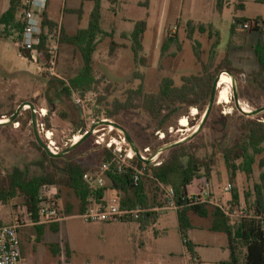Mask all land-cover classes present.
<instances>
[{
    "label": "rangeland",
    "instance_id": "obj_1",
    "mask_svg": "<svg viewBox=\"0 0 264 264\" xmlns=\"http://www.w3.org/2000/svg\"><path fill=\"white\" fill-rule=\"evenodd\" d=\"M9 2L0 0V15L8 10ZM49 2L51 16L59 23L65 22L70 28L68 32L74 34L76 28L73 25L77 23V16H64V10L66 7L80 8L83 0ZM146 2L103 1L102 27L107 33L114 32L113 41L120 47L111 53L112 39H102L94 54L95 85L85 97L76 91L71 96L59 95L49 85L52 78L69 84L70 80L81 74L84 61L78 49L68 44L60 45L58 77H51L47 74L45 59L33 62L19 54L15 44L16 35L0 39V119L8 122L9 115L22 104H33L39 134L48 146L55 144L52 149L58 154L73 146L76 136L82 138L84 133L95 128L88 143L76 155L77 160L86 167L93 164L99 151L109 143H113V150L122 147L124 153L138 150L143 154L149 148L150 154L145 156L150 161L157 157V162H161L173 145L186 140L184 142L187 144L198 146V155L213 165L211 181L204 179L195 182L189 187L190 193L200 195L202 187H206L211 202L229 211L232 190L237 188L242 198L241 206L232 215L233 221L237 222L247 210L245 195L253 192L264 173L260 167V163L264 162L262 154L257 157L251 178L245 173H238L236 182L231 183L223 155L224 150L235 147L240 141V127L244 120L264 122V112L249 114L264 108V75H258L259 66L254 50L259 41L264 42V32L248 31L237 20L244 17L264 19V5L255 0H226V7L220 12L217 0H150L149 6L145 7ZM92 9V2L85 3V18L81 28L87 27ZM123 18L126 20L121 23L120 19ZM142 20L148 22V30L144 51L136 60L131 49L132 41L123 38L122 34L132 32L134 24ZM189 22L213 25L220 32L221 45L213 56L217 64L226 57L230 59L233 73H223L233 80L229 85L230 96L226 89L219 92L216 105L200 131L199 126L206 111L201 112L195 107L183 109L165 124H161V119L151 118L142 109L126 110L111 117L110 113L116 110V102L125 104L133 97L132 91L143 88L148 94H156L165 78H171L177 86H181L183 77L201 73L202 68L194 52L195 42L201 43L203 60L208 62L217 38L210 39L208 34L202 35L196 31L189 39ZM175 35L179 38L181 50L178 51L172 45L164 51L166 39ZM234 90L240 107H246L250 112L238 109ZM30 111V106H26L17 119L27 122L26 126L21 123L0 125L2 176L15 172L22 177H32L40 175L49 167L44 164L42 152L35 146L37 140L28 113ZM42 111L46 114L43 115ZM168 114L169 111H166L163 116ZM104 121L118 124L124 131L102 123ZM47 132L52 134H49L51 139L48 137L51 142L46 137ZM115 141L117 143L114 144ZM109 185L106 179L104 186ZM228 186L233 188L230 192L226 191ZM58 194L60 216L63 219L58 223L59 231L53 230L54 224H46L41 237L32 226L21 232L26 264H218L229 259L227 236L211 232L207 219L193 216L195 228L189 234V238L198 245L200 263L199 258L191 261L183 245L174 209L161 211L157 222L146 230L141 229L138 221L90 224L80 219V215H66L67 203L76 208L78 206V200L68 189L60 191L51 187L45 191L48 197ZM105 201L107 205L117 204V193L108 190ZM21 204L22 200L17 199L8 207L0 209L5 223L12 222L13 214Z\"/></svg>",
    "mask_w": 264,
    "mask_h": 264
},
{
    "label": "trees",
    "instance_id": "obj_2",
    "mask_svg": "<svg viewBox=\"0 0 264 264\" xmlns=\"http://www.w3.org/2000/svg\"><path fill=\"white\" fill-rule=\"evenodd\" d=\"M85 2H92L93 4L89 25L86 29H80L73 35L67 34L62 27L51 20L47 11L43 14L42 45L38 48L40 55L48 60L47 46L50 43V36L60 30V45L68 44L78 49L84 61L81 74L70 80L69 84L56 78L49 81L50 88L56 89L59 95L67 94L71 96L76 91L80 92L82 97H85L87 93L93 90L95 85L94 54L102 39L105 37L112 39L111 53H114L120 47L113 41L114 32L107 33L102 28L103 0H83L82 6L71 12L77 13L81 18ZM149 2L150 0H147L144 6L148 7ZM255 2L264 5V0H255ZM217 7L220 12H223L226 7V0H217ZM23 10V0H10L8 10L0 15V28L3 29L0 31V39H9L16 35L15 44L19 54L30 58L32 50L24 48L22 44V34L26 26ZM237 23L242 26L248 23L250 25L248 31L260 34L264 32V19L261 17H244L238 19ZM187 27L189 28V39H192L196 31L202 35L208 34L210 39L217 38L212 46V57L209 58L208 62L203 60L201 43L195 42L194 52L202 68L201 73L183 77L181 86H177L173 79L165 78L162 80L160 89L156 94H148L143 88L132 91L133 97L125 104L116 102V110L110 113L111 117L126 110L142 109L151 118L161 119V124H165L173 115L183 109L189 110L191 107H195L201 112L207 111L206 108L209 106L217 77L223 72L233 73L232 64L228 57L219 64L215 62L213 53L221 45V36L213 25H195L193 22H189ZM147 30L148 22L142 20L135 24L133 32L122 34L123 38L132 41L131 49L136 60L144 51ZM172 45H175L178 51L181 50L177 35L166 39L163 50H167ZM254 50L259 66L258 75L262 76L264 75V42L259 41ZM219 89L218 95L222 89H226L228 96H230L229 86L224 85ZM166 111H169V114L163 116ZM28 113L32 121V112ZM14 114L15 112L11 113L9 118ZM42 114L45 115L43 111ZM17 123H21L23 126L27 125V122L24 123L20 120H17L15 124ZM240 131L241 139L238 144L223 151L231 183L236 182L238 173H245L248 178H251L254 175L257 157L264 154V122L254 119L244 120ZM88 141V139L83 141L69 154L62 157L48 155L38 143H35L37 149L42 152L44 164L49 165L43 173L32 177H22L15 172L5 176L0 174V209L8 207L10 203L17 199L22 200L21 206L13 214L11 223L28 224L38 222L40 218V196L46 189L51 187L58 188L60 191L68 189L78 200L77 208L75 205L67 203V216L81 215L93 203L107 206L106 193L108 190H113L117 193L118 203L123 209L143 210L140 219H128L123 222L138 221L141 223V229L146 230L157 222L159 213L169 207L167 190L172 189L174 191L173 201L177 207L179 231L191 261L198 258L196 245L189 238L190 232L195 228L193 216H198L210 221L209 230L211 232L224 234L228 238L230 256L228 260L222 261L220 264H264V173L261 174V181L255 185L253 192L245 195L246 212L237 222H234L232 215L242 204V198L237 188H232L229 211L209 202H203L202 196H192L188 192V188L195 181L205 179L210 182L213 175V165L211 166L207 159L198 155L200 149L198 146L186 142L173 145L169 149L167 157L161 161L159 166L152 163L148 164L135 154L132 161L133 168L144 172L136 181V170L124 168L120 171L119 167L113 162V151L107 147L99 151L98 158H95L91 166L86 167L81 164L76 155ZM115 143L117 142L115 141ZM104 163L111 164L105 176L110 185L96 188L90 185L84 179V176L87 173L98 171ZM260 167L264 169V162L260 163ZM59 197V194L56 195L60 207ZM2 224L7 223L4 222V217L0 214V225ZM32 227L37 229L39 237L43 235L46 228L45 225ZM53 230L55 232L59 231L58 223L54 224Z\"/></svg>",
    "mask_w": 264,
    "mask_h": 264
},
{
    "label": "built area",
    "instance_id": "obj_3",
    "mask_svg": "<svg viewBox=\"0 0 264 264\" xmlns=\"http://www.w3.org/2000/svg\"><path fill=\"white\" fill-rule=\"evenodd\" d=\"M49 5V0H23V14L25 21V29L22 34V44L23 47L29 50H32V55L30 58H25L33 62H38L39 60L45 59L44 56H41L38 52V48L42 45V19L43 14L47 11ZM245 29H250V25L247 23L243 25ZM49 58L47 62V74L51 77H58L57 65L59 62L60 54V31L56 34L50 36V43L47 46ZM42 130H44V126ZM52 135L50 132H47V139L51 142ZM50 139H49V138ZM100 144V142H98ZM108 149L113 151L114 159L113 162L119 167V170L122 171L124 168H133L132 161L134 159L135 153L133 150L124 153L123 148H117L113 150V143L106 145ZM52 150V146H48ZM54 155L58 152H52ZM150 154V149L147 148L144 150V153H141V159L148 163L150 160L147 156ZM151 163L155 166L161 165V162H157V157L152 158ZM110 163H104L98 171L87 173L84 176V179L92 186L96 188H102L104 186V181L106 180V172L110 169ZM135 169V168H133ZM136 181L139 180V176L144 172L142 170H137ZM50 189V188H48ZM46 189V190H48ZM45 190V191H46ZM232 186H228L226 191L230 192ZM45 191L40 196V211H39V221L31 222L28 224H23L20 222L7 223L0 225V264H26V259L22 247L21 240V231L29 226H41L46 224H55L60 223L63 219L60 216V207L58 205V200L56 195L53 197H48L45 195ZM174 191L172 189L167 190V198L169 200V207L166 209L177 210L176 205L173 201ZM203 202H209L213 204L209 195H206V198L202 197ZM221 207V206H220ZM223 208V207H222ZM143 210H128L123 209L119 203L115 205H101L93 203L83 214L79 216L80 219L84 220L86 223H103V222H123L128 219L138 220L141 217ZM228 214V213H227Z\"/></svg>",
    "mask_w": 264,
    "mask_h": 264
},
{
    "label": "water",
    "instance_id": "obj_4",
    "mask_svg": "<svg viewBox=\"0 0 264 264\" xmlns=\"http://www.w3.org/2000/svg\"><path fill=\"white\" fill-rule=\"evenodd\" d=\"M224 73V72H223ZM221 73L216 81H215V84H214V88H213V91H212V95H211V99H210V103H209V106H208V109L205 113V116H204V119H203V122L202 124L199 126V130L200 131L202 128H203V125L206 123V121L208 120L210 114L212 113L213 111V108L214 106L216 105V102H217V98H218V85H219V82H220V78L222 76ZM234 97H235V101H236V104L238 106V109L241 111V112H245L243 110V108L240 107V104H239V99H238V96L234 90ZM26 106H30V109L32 110V123H33V128H34V134H35V137H36V140H37V143L39 144V146H41L43 148V150L50 156H57V157H62V156H65L66 154L70 153L72 150H74L80 143H82L83 141L87 140L89 137H91V135L93 134L95 128H92V130L88 133H86L82 139L78 142V143H75L73 146H71L70 148L66 149L62 154H56L54 155L50 148L48 147V145L42 140L40 134H39V130H38V125H37V117H36V112L34 111L35 109V106L33 104H30V103H24L22 104L18 110L15 112V114L9 118V121L6 122V123H3V124H15L17 122V119L18 117L20 116L21 112L25 109ZM264 112V108H261L255 112H250L249 114H252V115H258L260 113ZM102 123H105V124H108L110 126H114L115 128H118V129H121L123 130V128L121 126H119L118 124H115L113 122H107V121H104ZM3 124H0V125H3ZM124 131V130H123ZM186 141V140H184ZM183 141V142H184ZM183 142H180V143H177V144H181ZM135 154L141 158V154L139 153L138 150H135L134 151ZM151 161L148 162V164H150Z\"/></svg>",
    "mask_w": 264,
    "mask_h": 264
},
{
    "label": "crops",
    "instance_id": "obj_5",
    "mask_svg": "<svg viewBox=\"0 0 264 264\" xmlns=\"http://www.w3.org/2000/svg\"><path fill=\"white\" fill-rule=\"evenodd\" d=\"M104 1V0H103ZM85 3H87V2H85ZM85 3H84V5H85ZM103 3V2H102ZM82 4H83V2H82ZM82 4H81V6H82ZM125 4V3H124ZM49 5H50V2H49ZM49 5H48V9H47V13H48V16H49V18L51 19V20H53L54 22H56L58 25H59V27H62L66 32H67V34H69V35H73V34H70L68 31H69V27L68 26H66L65 25V22H62V23H59L58 21H56V19H54L52 16H51V14H50V11H49ZM77 9H79V8H69V9H67V7H66V9L64 10V16L65 15H67V14H73V15H76L77 16V23H75L74 25H73V28H76V31H75V33L78 31V30H80V29H86L87 27H88V25H89V20H88V25H87V27H85V28H81V25H82V22L84 21V18H85V11L83 12V15H82V17L80 18V16L77 14V13H74V12H71V11H73V10H77ZM102 10H103V5H102ZM92 12V11H91ZM91 14V13H90ZM90 14H89V18H90ZM116 18H118V17H116ZM124 19L126 20V18H123V19H120V22L122 23V21H124ZM137 23V22H136ZM135 23V24H136ZM135 24H134V27H135ZM103 28V27H102ZM73 30H75V29H73ZM133 32V31H132ZM74 33V34H75ZM128 33H131V32H128ZM202 180H204V179H202ZM202 180H197V181H195V182H202ZM194 182V183H195ZM193 183V184H194ZM192 184V185H193ZM191 185V186H192ZM204 189H206V192L204 193L203 192V190ZM188 192H189V194L190 195H192L191 193H190V191H189V188H188ZM206 195H209L210 196V193H208V190H207V188L206 187H202V190H201V194H200V196H202V197H204V198H206ZM192 196H195V195H192ZM210 198V197H209ZM211 199V198H210ZM165 210V209H164ZM163 211V210H162ZM176 212V211H175ZM177 214V213H176ZM210 227V226H209ZM193 241V240H192ZM194 242V241H193ZM195 243V242H194ZM195 245H196V252H197V255H198V258H199V260H200V263H201V257H200V254H199V252H198V245L195 243ZM225 261V260H224ZM220 262H222V261H219L218 262V264H220Z\"/></svg>",
    "mask_w": 264,
    "mask_h": 264
},
{
    "label": "bare ground",
    "instance_id": "obj_6",
    "mask_svg": "<svg viewBox=\"0 0 264 264\" xmlns=\"http://www.w3.org/2000/svg\"><path fill=\"white\" fill-rule=\"evenodd\" d=\"M227 75V74H226ZM233 82L232 78L230 76H225L224 74H222L221 78H220V82H219V85H218V88L221 87V86H224V85H231ZM243 110L245 112H250L248 108L244 107ZM46 112V111H45ZM46 114V113H45ZM7 121L5 120H0V124H3V123H6ZM113 129V128H111ZM185 131V130H184ZM188 132V131H187ZM82 138L80 136H76L75 138V143H78ZM55 145V144H54ZM53 145V146H54ZM52 146V147H53ZM53 151L52 152H56L54 149H52Z\"/></svg>",
    "mask_w": 264,
    "mask_h": 264
}]
</instances>
